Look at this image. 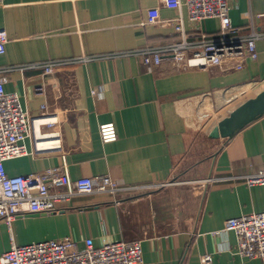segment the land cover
Here are the masks:
<instances>
[{
	"label": "crops",
	"instance_id": "crops-1",
	"mask_svg": "<svg viewBox=\"0 0 264 264\" xmlns=\"http://www.w3.org/2000/svg\"><path fill=\"white\" fill-rule=\"evenodd\" d=\"M240 34L253 24L264 32V0H228ZM158 7L157 23L147 10ZM180 16L191 41L220 34V20L188 19L187 10L163 0H4L0 29L8 35L0 70L10 68L7 92H16L31 117L57 115L40 133L60 136L61 149L4 161L8 175L42 172L67 163L72 178L108 175L138 186L116 195L76 194L57 212H20L0 220V255L11 243L71 238L78 247L113 240L141 241L138 264H264L236 252L235 231H222L231 217L264 211V185L244 175L264 170V112L229 137H211L220 121L240 110H264V37L258 56L206 68L168 59L148 69L141 56L122 53L180 39L164 19ZM80 56L44 73L42 63ZM21 67V68H19ZM42 87L39 93L36 89ZM114 122L117 139L104 143L99 125ZM64 156V159H63ZM53 191L56 187H51Z\"/></svg>",
	"mask_w": 264,
	"mask_h": 264
},
{
	"label": "built area",
	"instance_id": "built-area-1",
	"mask_svg": "<svg viewBox=\"0 0 264 264\" xmlns=\"http://www.w3.org/2000/svg\"><path fill=\"white\" fill-rule=\"evenodd\" d=\"M4 0H0V5ZM165 6L180 9L185 6L188 19L201 21L210 17L220 20V34L209 36L199 33L198 40H189L180 16L164 19L173 25L180 39L171 43L146 45L126 51L124 55L141 56L148 69L168 59L174 64L187 67L206 68L233 60L234 67H242L244 58L256 59V41L264 37V32L253 24L247 34L238 33L229 16L228 0H163ZM162 20L158 7L147 10V23ZM7 32L0 29V55L6 50ZM96 56H80L42 63L44 73H52L54 68L65 63L88 61ZM21 68V67H19ZM10 68L0 70V220L10 223L16 215L25 210L28 213H51L62 210L73 195L88 193L118 194L122 191L138 189L125 186L108 175L72 178L67 163L49 167L42 172L8 175L3 168L4 161L29 153L24 140L33 138L35 154L61 149V139L57 135L49 137L40 133V127L52 126L58 121L57 115L43 113L31 117L21 105L16 92H7L5 84L9 80ZM39 93L42 87L36 89ZM114 122L99 125V136L104 142L117 139ZM64 159V156H63ZM248 185H264V170L244 175ZM51 187L58 188L53 191ZM237 234L236 252L247 258H264V211L243 214L225 220L222 231ZM142 260L141 241L113 240L95 246L90 238L82 247L71 238L47 239L26 244L11 243L8 250L0 255V264H138ZM200 264H215L212 253L201 256Z\"/></svg>",
	"mask_w": 264,
	"mask_h": 264
},
{
	"label": "water",
	"instance_id": "water-1",
	"mask_svg": "<svg viewBox=\"0 0 264 264\" xmlns=\"http://www.w3.org/2000/svg\"><path fill=\"white\" fill-rule=\"evenodd\" d=\"M264 110L257 113L254 117L248 118V117H240V110L235 111L231 114L230 117L220 121L217 125L213 127V129L210 131L211 137H229L232 134H234L240 127L245 125L246 123L254 120L257 116L262 114Z\"/></svg>",
	"mask_w": 264,
	"mask_h": 264
}]
</instances>
